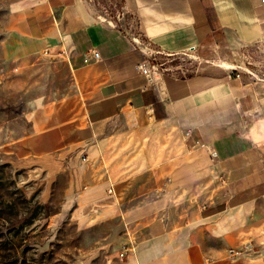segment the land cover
Instances as JSON below:
<instances>
[{
	"label": "crops",
	"instance_id": "1",
	"mask_svg": "<svg viewBox=\"0 0 264 264\" xmlns=\"http://www.w3.org/2000/svg\"><path fill=\"white\" fill-rule=\"evenodd\" d=\"M36 4L20 54L62 48L73 88L10 163L122 215L121 264H264V79L239 71L264 47V0H123L125 28L86 0Z\"/></svg>",
	"mask_w": 264,
	"mask_h": 264
},
{
	"label": "rangeland",
	"instance_id": "2",
	"mask_svg": "<svg viewBox=\"0 0 264 264\" xmlns=\"http://www.w3.org/2000/svg\"><path fill=\"white\" fill-rule=\"evenodd\" d=\"M86 1L97 19L128 25L123 0ZM39 2L0 0V264H121L128 245L122 215L70 204L62 179L45 194L5 152L73 88L62 48L20 54L17 32ZM239 71L247 79H264V47L247 49ZM245 251L254 253L253 244Z\"/></svg>",
	"mask_w": 264,
	"mask_h": 264
},
{
	"label": "built area",
	"instance_id": "3",
	"mask_svg": "<svg viewBox=\"0 0 264 264\" xmlns=\"http://www.w3.org/2000/svg\"><path fill=\"white\" fill-rule=\"evenodd\" d=\"M93 56L97 58V57H98V52L95 51V52L93 53ZM139 68H140L141 71H142L144 74H146V75H148V74L150 73L149 68H147V67L144 66V65H139ZM209 154H210V157H211L212 159H214V158L217 157V153H216V151H214V150L210 151ZM108 193H111V189L108 190Z\"/></svg>",
	"mask_w": 264,
	"mask_h": 264
}]
</instances>
